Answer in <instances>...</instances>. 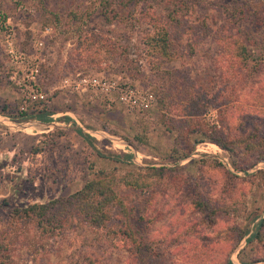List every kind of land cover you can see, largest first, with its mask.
Wrapping results in <instances>:
<instances>
[{"label": "rangeland", "instance_id": "obj_1", "mask_svg": "<svg viewBox=\"0 0 264 264\" xmlns=\"http://www.w3.org/2000/svg\"><path fill=\"white\" fill-rule=\"evenodd\" d=\"M223 1L245 7L251 18L264 16V0H209L207 8L198 9L192 18L195 54L165 67L168 71L185 70L207 91L214 88L223 66L214 37L218 32L224 37L235 31L218 10ZM89 2L0 0V232L7 238L0 255L3 264H89L93 255L102 264H127L129 253L122 242L78 220H70L63 231L51 237L40 236L28 220L13 221L14 210L67 198L101 172L116 179L118 193L135 225L146 226L151 241L174 244V260L190 246L196 249L212 244L225 246L228 253L233 249L234 264H264L257 262L264 258V248L247 242L264 219V181L247 175L263 170V163L248 174L239 172L232 167L230 154L211 143L199 144L194 155L174 161L177 157L171 158L172 149L178 133L166 117H177L161 109L155 94V105L143 113L122 104L115 93L111 102L101 94L80 95L63 88L64 80L82 74L121 85L130 83L141 93L153 92L142 43L148 30L144 21L108 25L98 17L87 30L114 40L119 50L100 44L91 50L77 47L78 27L72 26L70 13ZM53 13L61 19L57 26ZM7 22L18 32L14 57L3 40ZM46 27L52 28V33L43 36ZM34 65L39 67L38 75L32 74ZM32 75L37 89L47 96L46 102L25 97L33 84ZM12 77H16L14 82ZM42 112L49 122L35 119ZM25 115L32 117L22 121ZM202 118L209 130H223L218 109L206 108ZM148 167H181L182 171L146 190L125 185L128 173L137 176L140 168ZM196 201L227 203L241 208V213L218 212L204 222ZM109 227L112 229V223ZM238 232L248 235L237 244Z\"/></svg>", "mask_w": 264, "mask_h": 264}, {"label": "trees", "instance_id": "obj_2", "mask_svg": "<svg viewBox=\"0 0 264 264\" xmlns=\"http://www.w3.org/2000/svg\"><path fill=\"white\" fill-rule=\"evenodd\" d=\"M208 2L209 0H90L89 5L80 8V11L70 13V22L72 26L78 27L75 34H78L79 49L91 50L96 44H100L115 51L119 47L114 40L95 32L96 30H87V26L98 17L108 25L129 26L144 21L148 30L142 43L152 72L148 85L152 86L161 109L174 113L177 117V120L171 116L166 117L168 125L178 133L171 158L177 157L174 161L187 159L194 155L197 145L211 143L230 154L234 169L248 174L257 164H264V16L251 18L245 7L231 5L228 1L219 3L220 14L225 15L227 22L235 26V31L224 37L218 32L214 37L223 66L210 91L185 70H165L168 64L195 54L196 31L192 18L198 9H206ZM46 15H51V12H46ZM52 15L55 16L54 24L59 25L60 16L55 13ZM80 28L86 31H81ZM211 107L218 109L223 130H209L204 124L203 113L206 108ZM31 117L25 115L22 121ZM35 119L50 121L44 112ZM78 132L92 142L83 131ZM194 136H199L200 139H194ZM125 157L132 158L127 155ZM181 171V167L140 168L137 176L131 173L125 176V185L146 190L166 179H173ZM247 177L264 181V169ZM261 187L264 188V183ZM117 188L116 179L101 172L88 180L80 191L67 198L14 210L13 221L20 223L28 220L29 224L33 223L40 236L51 237L63 231L70 220H78L94 230L106 232L110 236L112 234L114 240L122 242L129 253L127 264H234L231 260L233 249L228 253L225 246L212 244L196 249L190 246L178 260H174L171 258L174 244L170 243L168 246L163 244L164 241H151L146 226L135 225ZM196 204L205 216L204 222H208L218 212L236 216L241 213V208L227 203L211 205L206 201H196ZM111 223L112 229L109 227ZM237 235L238 244L248 234L238 232ZM6 240L1 231L0 255L6 249ZM247 242L264 248V219L258 223L255 233L250 235ZM88 260L89 264H102L100 258L94 255ZM262 261L264 258L257 262ZM0 264H3L1 258Z\"/></svg>", "mask_w": 264, "mask_h": 264}, {"label": "built area", "instance_id": "obj_3", "mask_svg": "<svg viewBox=\"0 0 264 264\" xmlns=\"http://www.w3.org/2000/svg\"><path fill=\"white\" fill-rule=\"evenodd\" d=\"M43 36L51 35L52 28L46 27L42 30ZM17 30L15 27L10 24L9 22L4 24V44L5 48L7 49L8 54H10L12 57L16 56L15 53V43L17 42ZM34 43H41L42 45L43 41H35ZM34 69L32 70V74L36 72V74H39V67L37 65H34ZM16 77H12L11 80H15ZM33 84L30 83V91L26 94L28 99H31L32 101H44L46 102L47 96L44 95L43 92H40L37 89V79H35L34 75H32ZM25 81V79H24ZM19 87H27L26 85H22L21 83H17ZM63 88L64 89H71L75 92H77L80 95H88V94H95V95H104L107 98H109L112 102V93H115L118 96L119 101L127 106L128 108H131L133 110H136L138 112H147L149 111L156 103V98L153 92L147 90L143 91L141 93L138 91V89L131 85L130 83H123L121 85L120 83L112 82V80H108L106 78H100L95 75H82L78 74L75 78H73L72 81H69L68 79L63 81Z\"/></svg>", "mask_w": 264, "mask_h": 264}]
</instances>
